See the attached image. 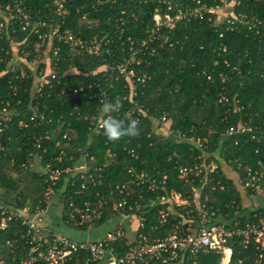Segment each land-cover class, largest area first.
Instances as JSON below:
<instances>
[{
    "label": "trees",
    "instance_id": "16d2710c",
    "mask_svg": "<svg viewBox=\"0 0 264 264\" xmlns=\"http://www.w3.org/2000/svg\"><path fill=\"white\" fill-rule=\"evenodd\" d=\"M99 1H67L65 16H58L53 0H26L30 14L46 16L39 34L0 21V201L18 210L29 206L30 215L42 213L41 233L66 236L46 227L52 199L63 206V225L86 233L122 214L113 208L118 188L127 186L130 202L141 205L137 214H145L137 233L153 244L180 221L163 197L174 191L194 200L200 191L212 221L246 228L254 214L264 215V0ZM222 8L230 9L226 18ZM166 15L176 19L173 26L164 24ZM67 35L81 44L67 42ZM124 65L134 77L121 73ZM49 68L58 76L36 95L34 82ZM116 96L123 107L113 115L140 120L139 137L111 142L99 128L100 100ZM202 163L216 171L180 178L182 167ZM253 176L258 181L248 187ZM86 203L98 219L82 222ZM161 212L168 214L164 224ZM28 230L21 221L0 230L4 264L28 258ZM124 242L111 252L126 255L134 245ZM225 247L231 250L225 264L230 256L229 264H264V248L253 239L245 246L244 236L233 235ZM106 258L76 251L66 264H107ZM223 259V251L209 252L168 264Z\"/></svg>",
    "mask_w": 264,
    "mask_h": 264
},
{
    "label": "built area",
    "instance_id": "2783aa9c",
    "mask_svg": "<svg viewBox=\"0 0 264 264\" xmlns=\"http://www.w3.org/2000/svg\"><path fill=\"white\" fill-rule=\"evenodd\" d=\"M67 1L72 0H53L56 15L65 16V3ZM99 2H102V0ZM25 3L26 0H0V21H3L2 24L8 27L13 26L12 28H21L24 31H33L39 34L40 28L47 27V22L45 20L46 16L42 17L41 12L39 17L30 14L27 11ZM234 4L237 3L234 2ZM196 12L197 14L199 13L197 10ZM181 15L182 14L178 15L177 19H179ZM155 19L157 24L161 25L160 16H156ZM174 20L176 19L166 15L164 24H166V26H173ZM58 32L59 27L51 36L58 35ZM67 38V42L74 43L76 46L81 44V42H75L73 40L74 38L70 35H67ZM53 54L56 57L58 51H55ZM120 71L123 74L134 77V72L128 71L126 65L121 66ZM57 76L58 74L56 71L49 68L43 73L41 78L37 77L34 82L36 95H39V93H41V88L49 83L47 78L54 80ZM74 110L76 111L78 109L75 108ZM32 120H34V118H32ZM159 123L161 124L160 127H165L167 125L166 117L163 116L159 120ZM99 128L102 129L101 124ZM2 131L3 122L0 121V132ZM65 138H67V136ZM200 166L193 169L182 167L180 169V178L189 181L191 180L189 178L197 177L203 172L205 175H208L216 171V165L213 163H202ZM202 168H204V171H202ZM58 175V172L54 173L52 175L53 179H56ZM257 181L258 177L253 176L248 182V187H254ZM154 184L155 183L151 185V188L155 187ZM207 184L208 181L205 182L204 186L206 187ZM118 189L120 197L114 204V211L118 213L122 212L119 218L136 222V224H138V230L143 229L145 214L143 212L137 214V212L141 210V205L137 202L135 204L130 202L129 198L132 195L127 186H123L122 188L119 187ZM201 196L202 193L196 191L195 199L189 200L173 191L168 197H163L162 201L164 203L171 204L168 208L169 212L177 218H180L179 223L174 226L172 233L164 239L156 240L153 244L150 243L146 235H138L137 233V238L133 242V248L124 256L113 254L110 249L112 244L118 243L125 237L126 232L124 231L123 224L117 225L113 231L106 233L101 239H84L82 241L73 242L61 234L49 236L50 233H41L40 225L42 219H40V216L42 213L37 212L30 215L29 206L25 207L23 210H18L9 208L0 201V230L6 231L10 228V224L13 221H21L22 225L29 229L28 235L32 236L31 241L28 242L32 246L28 258L13 264H66L67 258L72 256L76 251L89 252L95 259H104L106 256H110L109 260L108 258L105 259L107 264H137L136 262L149 264L154 260L162 261L164 264H168L175 260H182V262H184L188 255L196 256L201 253L226 252L227 249L225 245L228 239L233 235L244 236L245 246L253 239L259 248H264V215L254 214V221L248 222L245 226L246 228L236 230L233 226H228V224H217L216 221H212L206 206L201 202ZM152 206H155L154 202H152L151 207ZM254 212L255 210H251L249 214L253 215ZM80 214L82 222L99 218V216L96 215L97 212L92 210L90 203H86V211H82ZM167 217L168 214L166 212H161V224L166 222ZM24 237L25 236H23L22 239ZM50 237H53V241ZM17 241L18 240H16V242ZM7 245L10 247L14 246L10 241H7ZM45 247H47V251L43 250ZM4 263V258L0 257V264Z\"/></svg>",
    "mask_w": 264,
    "mask_h": 264
},
{
    "label": "crops",
    "instance_id": "0c3cea01",
    "mask_svg": "<svg viewBox=\"0 0 264 264\" xmlns=\"http://www.w3.org/2000/svg\"><path fill=\"white\" fill-rule=\"evenodd\" d=\"M249 205H250V203H249ZM62 211H63V206L60 203V201L58 199H54V200L52 199L51 205H50V210H49V216L47 218V223H46L47 228L50 227L52 229L55 227L59 230H62V233L65 234L66 236H69L71 238H75L77 240L82 241L84 239H90V240L101 239L106 233L113 231L117 225L123 224L124 230L126 231V236L124 238L125 242L122 241L119 244H114L113 250L116 253L123 249L122 246L120 245L121 243L124 242V245L128 244L129 246L130 245L132 246L133 242L137 238V234H136L137 233V224H136V222H131L128 219H121L119 217L112 218L105 225H103L102 227H99L98 229H90L86 233H80L78 231H74V230L68 228L66 225H63ZM54 212H57L56 217H53V216H55V215H53Z\"/></svg>",
    "mask_w": 264,
    "mask_h": 264
},
{
    "label": "clouds",
    "instance_id": "9594fccd",
    "mask_svg": "<svg viewBox=\"0 0 264 264\" xmlns=\"http://www.w3.org/2000/svg\"><path fill=\"white\" fill-rule=\"evenodd\" d=\"M100 104L101 111L105 114L101 123V128L109 141L117 142L124 137L137 138L140 136V120L131 117L119 119L113 115V113L119 112L123 107L122 98L120 96H116L112 100H100Z\"/></svg>",
    "mask_w": 264,
    "mask_h": 264
},
{
    "label": "rangeland",
    "instance_id": "374dc122",
    "mask_svg": "<svg viewBox=\"0 0 264 264\" xmlns=\"http://www.w3.org/2000/svg\"><path fill=\"white\" fill-rule=\"evenodd\" d=\"M228 14H230V9H226V10H224V8H222L221 10H220V12H219V15H220V17H222V18H226L227 17V15ZM19 59H17L16 61H18ZM33 68H35L34 66H33ZM33 70V69H32ZM160 129H167L166 127H159ZM164 132V131H163ZM39 162V161H38ZM38 162H37V164H38ZM36 167H38V166H36ZM254 203H255V205H254V209H257L258 208V206H259V202H257L256 200H254ZM56 213L57 212H54V214L53 215H55V216H53V217H56ZM47 222V221H46ZM47 225V224H46ZM45 235V234H44ZM225 257H226V255H225V252H224V259H223V263L222 264H225ZM230 258H231V256L229 257V261H228V263L230 262ZM227 263V264H228Z\"/></svg>",
    "mask_w": 264,
    "mask_h": 264
},
{
    "label": "bare ground",
    "instance_id": "6f19581e",
    "mask_svg": "<svg viewBox=\"0 0 264 264\" xmlns=\"http://www.w3.org/2000/svg\"><path fill=\"white\" fill-rule=\"evenodd\" d=\"M124 231H125V230H124ZM125 232H126V231H125ZM125 236H126V234H125ZM124 238H125V237H124ZM124 238H123L122 240H124ZM122 240H121V241H122ZM119 242H120V241H119ZM132 245H134V244H132Z\"/></svg>",
    "mask_w": 264,
    "mask_h": 264
}]
</instances>
